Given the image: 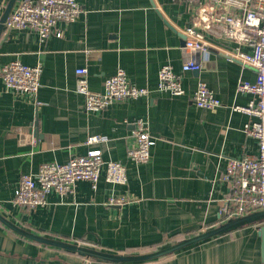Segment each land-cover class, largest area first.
<instances>
[{
  "label": "crops",
  "instance_id": "crops-1",
  "mask_svg": "<svg viewBox=\"0 0 264 264\" xmlns=\"http://www.w3.org/2000/svg\"><path fill=\"white\" fill-rule=\"evenodd\" d=\"M8 1L0 0V15ZM78 2L83 12L74 22H59L61 36L54 32L42 40L30 28H5L0 35V213L46 237L127 254L148 253L219 225L226 220L231 194L228 159L259 153L257 140L243 130L253 117L232 109L254 99L250 92L238 91L237 84L240 79L255 81V69L226 57L238 45L218 36L217 28L198 26L208 43L206 52L193 55L202 59V68L182 72L189 54L182 31L193 24L195 3ZM203 3L216 5L217 0ZM239 47L251 51L248 45ZM13 60L41 64L36 95L5 89L1 68ZM166 63L180 74L184 94L154 91ZM78 67L88 69L93 90L102 91L105 79L122 67L130 83L153 92L87 111L75 87ZM199 80L222 106L207 109L194 103ZM139 117L147 118L155 138L150 160L143 164L128 157ZM93 135L105 139L87 144ZM92 148L125 165V184L108 182L102 170L96 188L81 180L72 193H49L44 206L29 209L12 203L22 174ZM113 196L125 202L110 204ZM262 226L264 221L250 224L156 259L113 263L86 262L76 253L22 236L0 220V264H264Z\"/></svg>",
  "mask_w": 264,
  "mask_h": 264
},
{
  "label": "built area",
  "instance_id": "built-area-1",
  "mask_svg": "<svg viewBox=\"0 0 264 264\" xmlns=\"http://www.w3.org/2000/svg\"><path fill=\"white\" fill-rule=\"evenodd\" d=\"M187 1L197 6L193 24L182 31L186 36L183 46L189 53L182 62V72L202 68V59L193 55L197 50L206 52L208 43L198 26L209 31L217 28L218 36L238 45L227 50L226 57L256 71L255 81L240 79L237 84L238 91L250 92L254 99L248 105H234L232 109L253 117L245 123L243 130L257 140L259 153L228 159L225 175L231 194L224 209L226 219L264 210V0H217L216 5L210 6L204 4V0ZM82 12L78 0H20L6 21V29L30 28L45 40L54 32L61 36L59 22H74ZM241 45L250 46L251 51L241 50ZM41 73V64L31 66L20 60L10 61L1 68L5 89L18 94L36 95L41 85ZM75 73L76 91L84 96L87 111L107 108L116 101L149 97L153 92L148 87L130 83L122 67L105 79L102 91L90 87L86 67L76 68ZM154 91L184 94L180 74L175 72L172 64L162 65ZM192 99L201 108L222 106V101L203 80L198 81ZM132 133L133 144L128 149V157L138 164L147 163L155 144L147 118H137ZM104 139V136L93 135L87 138L86 143L93 144ZM102 170H105V178L110 183L127 182V171L122 162L104 159L101 150L92 148L86 154L71 155L66 162H45L37 172L22 174L12 203L21 208H38L46 204L49 193L56 192L62 196L72 193L81 180L89 181L96 188ZM123 202V197L114 196L109 201L110 204Z\"/></svg>",
  "mask_w": 264,
  "mask_h": 264
},
{
  "label": "water",
  "instance_id": "water-1",
  "mask_svg": "<svg viewBox=\"0 0 264 264\" xmlns=\"http://www.w3.org/2000/svg\"><path fill=\"white\" fill-rule=\"evenodd\" d=\"M15 2L16 0H9L5 10L0 15V35L6 28V21L15 5ZM184 38L186 39L185 35ZM0 220L4 224H6V226L11 228L13 231L21 234L22 236H25L29 239L35 240L43 244L62 248L71 253H76L82 256L83 258H85L86 262L88 261L91 262V260H97V261L113 262V263H128V262H141V261L156 259L168 255L170 253H173L184 247L190 246L192 244L232 232L238 228L250 224L262 222L264 221V210L255 211L250 214H246L239 217L227 218L226 220L222 221L219 225L204 230L194 236L184 238L176 243L165 245L160 249L148 253H138V254L110 252L102 249H97L89 246L67 242L56 238L46 237L41 234L28 231L10 222L1 213H0ZM260 234L263 239V247H264V226L260 228Z\"/></svg>",
  "mask_w": 264,
  "mask_h": 264
}]
</instances>
